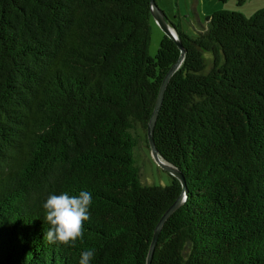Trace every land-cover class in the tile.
<instances>
[{
  "label": "trees",
  "instance_id": "obj_1",
  "mask_svg": "<svg viewBox=\"0 0 264 264\" xmlns=\"http://www.w3.org/2000/svg\"><path fill=\"white\" fill-rule=\"evenodd\" d=\"M225 2V0H218ZM149 0H0V264H145L181 184L143 186L145 140L161 81L180 51L154 57ZM167 20V17H166ZM189 36L153 127L182 175L181 206L151 264H264V8L219 10ZM92 193L76 246L44 239L49 195Z\"/></svg>",
  "mask_w": 264,
  "mask_h": 264
},
{
  "label": "rangeland",
  "instance_id": "obj_2",
  "mask_svg": "<svg viewBox=\"0 0 264 264\" xmlns=\"http://www.w3.org/2000/svg\"><path fill=\"white\" fill-rule=\"evenodd\" d=\"M157 8L167 16L168 25H176L178 29L186 35L193 36L200 29L205 27L206 16L213 12L224 10L227 12H244L246 18L251 17L254 12L251 11L259 4H264V0H154ZM163 8V10L160 7ZM150 40L148 44V55L154 57L159 48L164 33L155 22L150 18ZM133 159L139 168V179L143 186L164 187L170 183V177L167 172L156 165L150 156V149L145 140H140L132 152Z\"/></svg>",
  "mask_w": 264,
  "mask_h": 264
},
{
  "label": "clouds",
  "instance_id": "obj_3",
  "mask_svg": "<svg viewBox=\"0 0 264 264\" xmlns=\"http://www.w3.org/2000/svg\"><path fill=\"white\" fill-rule=\"evenodd\" d=\"M92 193L82 190L78 195L62 192L49 195L43 202L44 221L49 225L44 239L50 244L75 247L77 240L83 238L84 222L90 219ZM94 249L80 253L79 264H91Z\"/></svg>",
  "mask_w": 264,
  "mask_h": 264
},
{
  "label": "water",
  "instance_id": "obj_4",
  "mask_svg": "<svg viewBox=\"0 0 264 264\" xmlns=\"http://www.w3.org/2000/svg\"><path fill=\"white\" fill-rule=\"evenodd\" d=\"M150 1V15L155 20V22L158 24L160 29L163 31L164 35L168 37L169 39L173 40L175 45L177 46L178 50L180 51L179 58L177 61L170 67V69L167 71V73L164 75L159 90L157 94V98L155 101L154 109L152 111L151 117L149 119V122L147 124L146 128V137H147V144L150 149V156L153 159V161L156 163L158 167H160L162 170L168 173L171 177L175 178L180 184L182 188L181 195L165 210V212L161 215L160 219L158 220L151 239V243L149 245L147 257H146V263L145 264H151L152 255L154 251V247L157 242L158 235L160 233L161 228L165 224V222L169 219V217L181 206V204L184 202L185 199V191L186 186L184 179L181 175V173L172 165L167 163L159 154L158 151L154 145L153 141V127L156 121V117L158 114V111L160 109L163 94L166 89L167 84L169 83L171 77L174 75V73L178 70L179 66L181 65L183 59H184V49L182 48L181 43L179 42L175 30L170 27L167 23L166 16L164 13L159 10L155 4L154 0Z\"/></svg>",
  "mask_w": 264,
  "mask_h": 264
},
{
  "label": "crops",
  "instance_id": "obj_5",
  "mask_svg": "<svg viewBox=\"0 0 264 264\" xmlns=\"http://www.w3.org/2000/svg\"><path fill=\"white\" fill-rule=\"evenodd\" d=\"M160 7V6H159ZM162 10H163V8L162 7H160ZM261 8H264V4H259L258 6H256L254 9H252L251 11H253V12H256L257 10H259V9H261ZM164 11V10H163ZM240 13H242L243 15H245V13H247V9H245L244 10V12H242V11H240V10H238ZM164 13H165V11H164ZM166 16V15H165ZM209 16V15H208ZM167 17V16H166ZM207 17V16H206ZM170 26V25H169Z\"/></svg>",
  "mask_w": 264,
  "mask_h": 264
}]
</instances>
